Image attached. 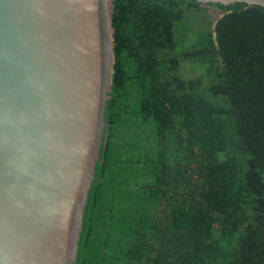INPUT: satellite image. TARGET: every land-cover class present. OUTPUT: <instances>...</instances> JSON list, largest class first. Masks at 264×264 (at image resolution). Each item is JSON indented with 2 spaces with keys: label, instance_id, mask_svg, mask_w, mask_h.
<instances>
[{
  "label": "trees",
  "instance_id": "obj_1",
  "mask_svg": "<svg viewBox=\"0 0 264 264\" xmlns=\"http://www.w3.org/2000/svg\"><path fill=\"white\" fill-rule=\"evenodd\" d=\"M111 24L74 264H264V7L112 0Z\"/></svg>",
  "mask_w": 264,
  "mask_h": 264
},
{
  "label": "water",
  "instance_id": "obj_2",
  "mask_svg": "<svg viewBox=\"0 0 264 264\" xmlns=\"http://www.w3.org/2000/svg\"><path fill=\"white\" fill-rule=\"evenodd\" d=\"M111 11L112 0H0V264L76 260L104 142Z\"/></svg>",
  "mask_w": 264,
  "mask_h": 264
},
{
  "label": "rangeland",
  "instance_id": "obj_3",
  "mask_svg": "<svg viewBox=\"0 0 264 264\" xmlns=\"http://www.w3.org/2000/svg\"><path fill=\"white\" fill-rule=\"evenodd\" d=\"M218 11L219 10L216 7H211L210 9H208V13L210 14L211 18H213V19L220 15V13Z\"/></svg>",
  "mask_w": 264,
  "mask_h": 264
}]
</instances>
